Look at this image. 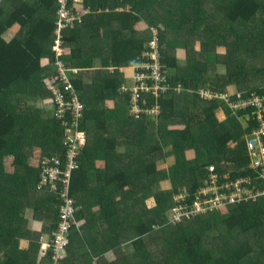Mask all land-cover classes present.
Instances as JSON below:
<instances>
[{"label": "trees", "instance_id": "1", "mask_svg": "<svg viewBox=\"0 0 264 264\" xmlns=\"http://www.w3.org/2000/svg\"><path fill=\"white\" fill-rule=\"evenodd\" d=\"M70 8L80 20L65 32L71 52L62 60L80 70L73 84L85 105L79 129L86 143L70 182L76 227L62 264H264V198L164 225L172 194L200 188L207 167L230 178L250 171L244 136L253 122L242 127L237 118L251 108L232 115L226 102L195 92L227 93L231 101L238 92L264 93L258 79L264 76V0H70ZM58 10L59 0H0V264H47L51 250L40 248L41 236L51 240L59 226L63 198L38 190L40 168L25 162L39 149L58 155L64 170L67 128L31 102L52 100ZM153 39L167 82L184 90L161 94L150 122L133 120L118 69L152 50ZM10 156L15 170L7 173ZM169 186L170 192L159 188ZM92 199L110 216L98 236L79 226L82 218L94 217L89 227L101 218L88 205ZM116 200L133 204L119 208ZM119 209L126 213L119 216ZM34 221L51 225L37 232ZM126 225L131 229L123 232ZM93 237L103 239L98 251ZM22 240L25 250L17 253Z\"/></svg>", "mask_w": 264, "mask_h": 264}, {"label": "built area", "instance_id": "2", "mask_svg": "<svg viewBox=\"0 0 264 264\" xmlns=\"http://www.w3.org/2000/svg\"><path fill=\"white\" fill-rule=\"evenodd\" d=\"M82 1V0H76ZM70 0H59L56 39L53 50L57 52V61L54 71L57 73L49 82L51 104L54 108V117L62 121L66 129L64 146L66 158L64 170L58 155L42 156L40 159V175L37 188L40 191L53 192L63 198L60 209L59 226L53 238L41 245L42 250H51V257L47 264H62L69 245L68 235L71 227H76V206L70 197V182L72 173L79 169L78 158L81 148L86 143V133L79 129V121L83 117L85 105L80 100L73 84L78 69L69 67L64 62L66 51L65 32L80 20V16L72 13ZM154 38H156L154 36ZM150 49L145 50L134 58L132 85H122V90L128 93V108L130 117L139 120L142 116L151 117L159 114V103L156 99L162 94L181 93L184 89L181 84L171 85L167 82L164 66L160 63L157 49V39L150 43ZM109 72L114 68L110 67ZM122 73V68L118 69ZM190 93H193L190 91ZM195 94L203 100H219L226 102L233 112L251 108L245 114V126L252 121L250 133L244 136L247 154L249 156L248 174L230 178L219 176L213 166L207 167V176L203 185L192 191H181L174 195L173 204L165 224L178 225L185 219L199 214L222 211L229 205L248 203L264 198V93L250 92L242 96L236 94L234 101L227 93H217L210 89L200 88ZM145 96L155 98L154 105H147ZM244 126V127H245Z\"/></svg>", "mask_w": 264, "mask_h": 264}, {"label": "crops", "instance_id": "3", "mask_svg": "<svg viewBox=\"0 0 264 264\" xmlns=\"http://www.w3.org/2000/svg\"><path fill=\"white\" fill-rule=\"evenodd\" d=\"M116 10H122V8L120 7V8H117ZM65 45L67 47H66V51H65V54L64 55H68V54H70L71 49L68 48V45L66 44V42H65ZM180 51H181L180 49H178V51H177V55L179 57H181ZM76 69H78V68H76ZM128 70H131V72L133 74V66H131V64L128 65V66H126V67H123L122 68V76H123V79H124V83H123L124 85L127 84V78H129L130 76H132V74L129 77L127 76L126 71H128ZM78 72H80V70ZM31 102H33L32 104L39 105L43 110H46V117L47 118L49 117V119H50V118H53L54 117V108H53V105L49 101H45L44 102V101H39V99H38L36 101H31ZM48 105H50V107H48ZM45 123H48V125H50L51 122H49V121L46 120ZM110 132H111L110 130L107 132V136L110 134ZM37 150L40 151L39 149H37ZM37 150H34L33 153H35ZM33 153L32 154H29V156L26 158V161L25 162L27 163V165H29L31 167L38 168L40 159L43 156V154L40 153V155H33ZM186 154H190V153L189 152H186ZM248 159H250L249 156H248ZM5 164H6V168H4V170L7 173L8 172L11 173V172H13L15 170L14 158L12 156L5 158ZM102 164H103V161L102 160L99 161V162H96L94 164L95 171L97 170V168L102 167ZM7 167L8 168H11L10 169L11 171H9L7 169ZM229 169H232L231 166L229 167ZM1 171L3 172V170H1ZM116 201L118 202L116 205L119 206V208H122V207L123 208H126L127 206H130V205L133 204V201L132 200H122V201L116 200ZM138 203L139 202H136V204H138ZM88 205H90V207L93 210V212L96 213L98 216H101V218L97 221V224L95 226H93V227H89L87 225V221L88 220H93L94 217L88 216L86 219H83L82 218L80 220V225H79L80 226V232L81 233L84 232V234H87L88 233L89 235H92V236H98L103 230H106V228L108 227L107 222L105 220V217H108L109 218L110 216H105L104 206H103L102 202L99 199H92L91 202H88ZM147 205H150L149 204V201H147ZM118 213H119V216H121L122 214H125L126 211H123V209H119ZM126 222H128V221H126ZM50 225H51V223H49V222L48 223H44V222L34 221L33 224H32V229L34 231L40 232V231H42L45 228H49ZM121 230L123 232L124 231H127V230L124 229V227H122ZM123 232H121V234H123ZM93 238L96 239V243L93 245V247L96 249V251H98L99 248L101 247V245L103 244V239L99 240V237H93ZM49 241H50L49 234H44L43 236H41V245L42 244H46ZM110 241H112V240H110ZM25 242L26 241L22 240L21 246L26 245ZM114 246L115 245H113V247ZM75 248L77 249V247H75ZM124 248H125V246H124ZM85 252H86V249H82L81 251H77L76 252V255L80 256V255L84 254Z\"/></svg>", "mask_w": 264, "mask_h": 264}, {"label": "rangeland", "instance_id": "4", "mask_svg": "<svg viewBox=\"0 0 264 264\" xmlns=\"http://www.w3.org/2000/svg\"><path fill=\"white\" fill-rule=\"evenodd\" d=\"M202 46H203V44H202ZM208 59L209 60H212L213 58H212V56H209L208 57ZM108 71H110V69H107ZM126 74H127V76L129 77L131 74H132V72H131V70H128V71H126ZM131 78H132V76H130L129 78H127V85L128 86H131L132 85V81H131ZM258 79H260L262 82H264V76H261V77H259ZM264 85V84H263ZM189 97H192L191 95L189 96ZM48 107H50V105H48ZM229 107V106H228ZM231 108L232 109H235L233 106H231ZM232 115H235V112H232ZM240 122H241V124H242V127H244L245 126V124H246V122H245V116H243V119H241V118H237ZM150 120H151V117H147V121H149L150 122ZM49 121V120H48ZM35 150H37V149H35ZM40 151H36L35 153H33V155H40ZM186 156L187 157H191V156H193V154H186ZM7 169L9 170V171H11L10 169L11 168H8L7 167ZM14 170V169H13ZM133 186H135V185H133ZM160 189H162V190H164V192H170L171 191V186H169V187H167V188H164V187H159ZM176 193H174V194H172V202H173V197H174V195H175ZM169 211H170V215H171V210L169 209ZM169 211H168V215H167V217L169 216ZM186 221H188V219H185L184 221H182L180 224H182V223H185ZM164 225H169V224H164ZM171 225V224H170ZM124 229L125 230H129V229H131V225H126V226H124ZM132 247H131V245L130 244H127V245H125V250H126V252L127 253H129V252H131L132 251ZM25 250V248H24V246H20V248L18 249H16V252L17 253H19V252H21V251H24ZM102 258H99V259H97V260H101Z\"/></svg>", "mask_w": 264, "mask_h": 264}, {"label": "clouds", "instance_id": "5", "mask_svg": "<svg viewBox=\"0 0 264 264\" xmlns=\"http://www.w3.org/2000/svg\"><path fill=\"white\" fill-rule=\"evenodd\" d=\"M39 164H40V162H39ZM38 168H39V165H38ZM76 211H77V208H76Z\"/></svg>", "mask_w": 264, "mask_h": 264}]
</instances>
